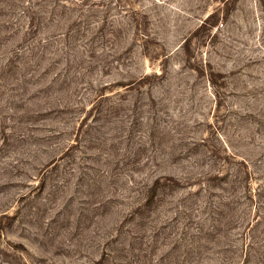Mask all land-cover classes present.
<instances>
[{
    "label": "rangeland",
    "instance_id": "1",
    "mask_svg": "<svg viewBox=\"0 0 264 264\" xmlns=\"http://www.w3.org/2000/svg\"><path fill=\"white\" fill-rule=\"evenodd\" d=\"M0 264H264V0H0Z\"/></svg>",
    "mask_w": 264,
    "mask_h": 264
}]
</instances>
